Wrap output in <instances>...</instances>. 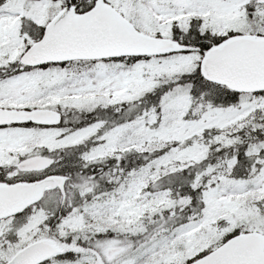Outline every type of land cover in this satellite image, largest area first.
<instances>
[{"label":"snow or ice","instance_id":"6c2138e0","mask_svg":"<svg viewBox=\"0 0 264 264\" xmlns=\"http://www.w3.org/2000/svg\"><path fill=\"white\" fill-rule=\"evenodd\" d=\"M0 264H264V0H0Z\"/></svg>","mask_w":264,"mask_h":264}]
</instances>
